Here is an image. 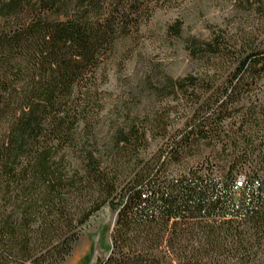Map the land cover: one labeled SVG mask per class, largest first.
Returning <instances> with one entry per match:
<instances>
[{
    "label": "trees",
    "instance_id": "1",
    "mask_svg": "<svg viewBox=\"0 0 264 264\" xmlns=\"http://www.w3.org/2000/svg\"><path fill=\"white\" fill-rule=\"evenodd\" d=\"M165 2L0 0V264H63L106 210L98 264H264V0L204 40L175 20L195 70L113 97Z\"/></svg>",
    "mask_w": 264,
    "mask_h": 264
},
{
    "label": "rangeland",
    "instance_id": "2",
    "mask_svg": "<svg viewBox=\"0 0 264 264\" xmlns=\"http://www.w3.org/2000/svg\"><path fill=\"white\" fill-rule=\"evenodd\" d=\"M233 16L228 0H166L149 21L153 34L142 39L129 60L125 63L117 62L112 67L107 87L113 97H123L127 91L124 84L142 78L148 62L156 64L173 78L183 77L195 70V63L182 45L165 36V28L175 20L181 22L185 35L204 40L212 28L225 24ZM182 122L183 119H177L175 129ZM114 218L115 214L109 210L93 218L71 256L63 264H98L106 256L110 245L109 235Z\"/></svg>",
    "mask_w": 264,
    "mask_h": 264
},
{
    "label": "built area",
    "instance_id": "3",
    "mask_svg": "<svg viewBox=\"0 0 264 264\" xmlns=\"http://www.w3.org/2000/svg\"><path fill=\"white\" fill-rule=\"evenodd\" d=\"M240 180L242 181V180H243V178H241ZM240 180H239V181L236 183L237 187H239V186H240V184H241V183H240V182H241Z\"/></svg>",
    "mask_w": 264,
    "mask_h": 264
}]
</instances>
